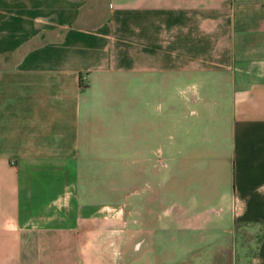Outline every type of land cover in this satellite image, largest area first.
I'll return each mask as SVG.
<instances>
[{
	"label": "crops",
	"instance_id": "crops-1",
	"mask_svg": "<svg viewBox=\"0 0 264 264\" xmlns=\"http://www.w3.org/2000/svg\"><path fill=\"white\" fill-rule=\"evenodd\" d=\"M0 264H264V0H0Z\"/></svg>",
	"mask_w": 264,
	"mask_h": 264
},
{
	"label": "rangeland",
	"instance_id": "rangeland-1",
	"mask_svg": "<svg viewBox=\"0 0 264 264\" xmlns=\"http://www.w3.org/2000/svg\"><path fill=\"white\" fill-rule=\"evenodd\" d=\"M220 215L224 214L223 212L220 211ZM214 216H217L216 213H213Z\"/></svg>",
	"mask_w": 264,
	"mask_h": 264
}]
</instances>
